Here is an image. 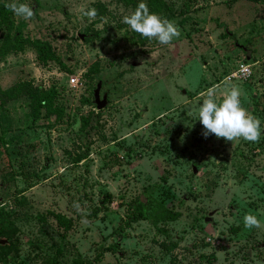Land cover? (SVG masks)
Returning a JSON list of instances; mask_svg holds the SVG:
<instances>
[{
  "label": "rangeland",
  "instance_id": "obj_1",
  "mask_svg": "<svg viewBox=\"0 0 264 264\" xmlns=\"http://www.w3.org/2000/svg\"><path fill=\"white\" fill-rule=\"evenodd\" d=\"M13 2L32 19L14 16ZM141 2L0 0V44L20 31L56 57L42 65L26 44L0 58V208L13 230L0 264H264V0H163L155 14L181 32L169 45L122 23ZM241 63L252 65L246 81L232 77ZM51 86L63 115L33 123L28 93ZM232 86L261 120L258 142L202 135L208 90L220 103ZM161 208L179 217L153 224ZM138 209L145 219L129 221ZM246 214L261 227L246 229Z\"/></svg>",
  "mask_w": 264,
  "mask_h": 264
},
{
  "label": "clouds",
  "instance_id": "obj_2",
  "mask_svg": "<svg viewBox=\"0 0 264 264\" xmlns=\"http://www.w3.org/2000/svg\"><path fill=\"white\" fill-rule=\"evenodd\" d=\"M6 7L18 18L29 21L34 16L31 6L24 3H10ZM97 16L95 9L82 10V17L91 22ZM122 23L148 40H156L161 45H169L180 37L178 25L166 18L162 19L150 12L146 3L141 2L129 15L122 18ZM215 88L208 90L207 98L199 107L198 120L203 127L202 135L208 138L214 135L226 142H233L242 138L248 142H258L262 135L261 120L251 115L241 104L240 89L232 86L222 102L214 99ZM73 207L79 212L80 205L74 202ZM246 229L260 228L261 221L252 214L243 217Z\"/></svg>",
  "mask_w": 264,
  "mask_h": 264
},
{
  "label": "trees",
  "instance_id": "obj_3",
  "mask_svg": "<svg viewBox=\"0 0 264 264\" xmlns=\"http://www.w3.org/2000/svg\"><path fill=\"white\" fill-rule=\"evenodd\" d=\"M125 5H131L134 0H120ZM147 6L152 13L161 12L164 2L163 0H146ZM8 14L7 9L4 6L0 7V23L7 20ZM26 44L31 45L36 52L37 60L40 64L46 65L49 61L56 60L54 51L49 42L44 39H29L24 36L20 31H17L15 34H7L2 43L0 44V58L5 57L11 52H21L24 49ZM96 71L95 66H93L89 72L93 73ZM21 87V86H20ZM19 87V88H20ZM14 90V89H13ZM13 90H7L4 94L11 95ZM29 96V107H30V119L31 121L37 122L43 116L45 118L54 117V120L61 119L63 115V108L57 104L58 90L55 86H51L47 89L44 88H35L30 90L28 93ZM89 103L88 99H85ZM2 102L0 103L1 106ZM82 128L85 129L87 126L88 120L83 118ZM8 140L4 138L3 135L0 136V142L5 145ZM10 141V140H9ZM79 160L81 157L79 156ZM143 207V206H140ZM179 217L178 213L172 212L166 208H161L160 211H156L150 221L153 224H157L160 221H173ZM58 222L64 227L65 230L69 229L70 221L64 218L62 215L56 216ZM140 219H145L142 209H138L137 213L133 217L128 218L130 221H137ZM11 228V221L9 215L0 208V238L7 237L13 230ZM1 240V239H0ZM115 247H108L106 251L114 252ZM4 250L3 254L6 255L5 245H0V250ZM71 264H84L82 260L74 259Z\"/></svg>",
  "mask_w": 264,
  "mask_h": 264
},
{
  "label": "built area",
  "instance_id": "obj_4",
  "mask_svg": "<svg viewBox=\"0 0 264 264\" xmlns=\"http://www.w3.org/2000/svg\"><path fill=\"white\" fill-rule=\"evenodd\" d=\"M252 74V65L248 63H241L236 71L232 74V77L246 81L251 78ZM70 84L74 87L81 86V82L78 77H72L70 80Z\"/></svg>",
  "mask_w": 264,
  "mask_h": 264
},
{
  "label": "water",
  "instance_id": "obj_5",
  "mask_svg": "<svg viewBox=\"0 0 264 264\" xmlns=\"http://www.w3.org/2000/svg\"><path fill=\"white\" fill-rule=\"evenodd\" d=\"M81 38L83 39V35H81ZM250 59V53H247V60ZM100 90H101V82H98L95 90H94V104L97 106V109H102L107 104V94H103L100 98ZM1 243V240H0Z\"/></svg>",
  "mask_w": 264,
  "mask_h": 264
}]
</instances>
